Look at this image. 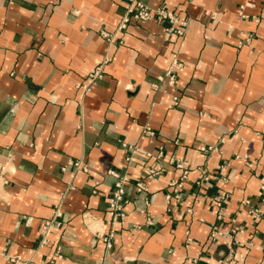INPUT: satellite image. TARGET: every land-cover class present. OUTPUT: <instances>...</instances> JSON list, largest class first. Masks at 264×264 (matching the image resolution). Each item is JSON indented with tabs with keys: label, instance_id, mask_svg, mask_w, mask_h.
Returning <instances> with one entry per match:
<instances>
[{
	"label": "crops",
	"instance_id": "crops-1",
	"mask_svg": "<svg viewBox=\"0 0 264 264\" xmlns=\"http://www.w3.org/2000/svg\"><path fill=\"white\" fill-rule=\"evenodd\" d=\"M145 2L178 22L131 19L109 44L129 0H0V264L59 247V264H264V218L244 205L264 214V0ZM110 170L129 177L123 219ZM234 225L231 251L211 240Z\"/></svg>",
	"mask_w": 264,
	"mask_h": 264
},
{
	"label": "built area",
	"instance_id": "built-area-1",
	"mask_svg": "<svg viewBox=\"0 0 264 264\" xmlns=\"http://www.w3.org/2000/svg\"><path fill=\"white\" fill-rule=\"evenodd\" d=\"M153 17H157L160 19H169L172 23H177L178 19L174 16L172 12H170L164 5H160L158 7L153 8L150 6L145 0H129V4L127 6L125 14L122 16L117 31L115 33H109L107 31H102V34L107 39L108 43L111 44L114 42V39L116 37V33L119 31H122L127 27L128 22L131 19L136 20H147ZM177 33H181L180 29H175ZM122 42V40H120ZM110 60L108 56L102 61H100L97 66L94 68L93 71L89 74V83L85 86H88L93 83L98 77L102 76L104 72V64ZM183 70V62L180 59H174L171 66L167 70L165 77L168 79V82L170 84H173L175 82L176 76L180 71ZM163 79V77H161ZM177 100V98H174V102ZM201 150L203 151H212L216 148L213 145L209 146H201ZM177 167L181 168L183 170V176L186 174L185 164L178 161ZM85 170H87L86 166L84 167ZM158 171H155L154 169H148L147 170V176L146 178L152 179L155 177L157 173L160 172V168L157 169ZM111 174L115 175L118 180L115 183V187L113 190L112 196L109 198L108 204L109 208L114 211V217L115 219H123L125 216V213L123 211L124 203L127 202L126 199V185L129 181V177L126 175L120 176L116 172L110 170ZM208 175L203 176V180H208ZM171 186H174V190L171 193H168L166 195V200L171 201L173 198L179 199V194L176 192L177 187L181 186L180 183L176 181L170 182ZM137 191H146L148 189L145 179H138L135 183ZM261 190L264 192V184L261 185ZM229 199V194L225 191L219 192L217 195L211 197L209 199L210 203L213 205V211L216 214L217 218L221 219L223 217V211L225 204L227 203ZM264 201V198L262 199ZM148 204V201H146ZM244 205L248 207V213L253 215L256 219L264 218V214L262 210L259 207H254L251 205V201L249 199H246L244 201ZM61 216V211L59 208H56L52 217L49 219H46L43 223L41 234H42V243H47L49 241V233L54 228H58L61 226V221L58 220V218ZM238 231H242L241 227L239 225H234L230 230L226 231L222 229L221 227H215L211 230L210 238L212 241L216 243H223L227 245L231 251L230 246L233 244L238 243V241L235 240L234 235ZM188 240L191 238L188 237ZM62 257L61 249L60 247L56 250V252L51 256L47 264H59V260Z\"/></svg>",
	"mask_w": 264,
	"mask_h": 264
}]
</instances>
